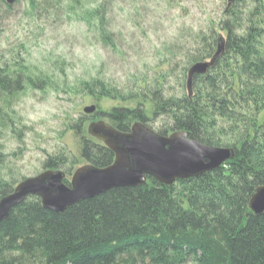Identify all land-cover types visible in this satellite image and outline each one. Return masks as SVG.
Here are the masks:
<instances>
[{
  "label": "trees",
  "instance_id": "1",
  "mask_svg": "<svg viewBox=\"0 0 264 264\" xmlns=\"http://www.w3.org/2000/svg\"><path fill=\"white\" fill-rule=\"evenodd\" d=\"M255 2L260 6L264 0ZM89 12L94 13L89 21L96 36L115 50V38L105 32V7ZM230 15L233 19L225 22L231 33L225 54H235L241 60L225 66L220 64L222 58L218 59L213 75L197 82L198 92L210 96L169 99L167 108L183 111L175 113L172 131L189 132L211 147L232 148L234 159L222 168L172 186L148 178L145 186L111 190L62 214L45 209L39 198L31 197L0 224V264H186L191 258L194 264H264V215L255 216L249 208L256 190L264 186V120L255 119L259 104H264V53L256 49L264 34L255 36L252 29L246 37L238 35L236 26L242 28L243 20ZM100 21L102 33L97 25ZM208 42L194 64L214 57L210 55L212 35ZM6 65L0 66V200L11 194L16 184L12 176L3 173L8 156L2 140L14 134L20 144H27L22 139H26L28 129H20L16 105L28 92L50 90L59 82L51 73H34L33 68L16 61ZM235 70L238 75L233 74ZM87 80L84 87L98 89V82ZM107 81L100 86L103 92L116 91ZM244 82L249 87L244 104L256 114L253 119L244 120L234 106ZM211 106L215 112L221 111L220 117H229L237 126L243 124L235 142L226 140L218 122L209 116ZM131 116V112L128 117L126 111L118 110L113 119L122 118V123ZM120 125L118 130L130 131L125 124ZM92 146L87 141L83 150L88 163L105 168L114 162V154L106 147ZM57 158L48 160L47 169L53 170L64 160Z\"/></svg>",
  "mask_w": 264,
  "mask_h": 264
},
{
  "label": "rangeland",
  "instance_id": "2",
  "mask_svg": "<svg viewBox=\"0 0 264 264\" xmlns=\"http://www.w3.org/2000/svg\"><path fill=\"white\" fill-rule=\"evenodd\" d=\"M33 1L0 2V66L16 61L33 68L34 73H51L55 76L53 80L59 82L50 90L28 92L16 105V121L20 129L23 126L28 129L26 139H22L27 144H20L14 134L2 140L8 156L3 173L16 180L14 189L24 180L52 170L47 169L48 160L58 159V156L64 160L53 170L66 173L65 183L71 187L74 173L81 167L93 165L85 158L87 153L83 155L87 141L94 145L92 147H105L89 135V124L105 121L118 129L117 122L121 123L122 118L113 119L118 110L126 111L128 117L132 113L128 121L126 117L121 123L129 129L141 123L159 134L177 133L172 131L176 124L174 115L183 111L178 107L168 109L167 100H188L201 95L197 82L199 78L212 76L214 67L194 78L192 95L188 89V74L193 62L200 58L199 51L207 47L208 36H213L210 54L213 56L218 50L219 37L225 42L231 38L225 24L233 19L230 13L236 20L240 17L243 20L242 28L236 26L238 35L246 37L252 29L255 36L264 34V2L259 6L255 0H236L231 7L228 0ZM103 6L105 32L115 38V50L111 45L106 46L102 38L101 42L89 21L90 14H94L89 11ZM97 25L102 33L104 25L101 21ZM251 43L254 44V40ZM256 47L264 53V37ZM225 53L220 64L229 66L241 60L235 54ZM233 74L239 73L235 70ZM87 79L98 82V89L90 90L99 97L91 95L84 87ZM106 81L117 90L103 92L100 86ZM245 85L244 82L240 87L241 98H236L229 87L232 98H236L234 106L244 120L256 116L244 104L249 88ZM204 94L201 96H210L207 92ZM89 106L96 107L92 115L84 113ZM258 109L255 119L263 121L264 104H259ZM215 111L211 106L207 113L218 122L225 139L235 142L239 131L244 129L243 124L239 123L238 127L229 117H220L221 111ZM147 183L148 179L142 186ZM186 264H194L193 259Z\"/></svg>",
  "mask_w": 264,
  "mask_h": 264
},
{
  "label": "water",
  "instance_id": "3",
  "mask_svg": "<svg viewBox=\"0 0 264 264\" xmlns=\"http://www.w3.org/2000/svg\"><path fill=\"white\" fill-rule=\"evenodd\" d=\"M7 1L9 4L14 2ZM235 1L228 0V7ZM225 47L224 38L219 37L214 57L191 67L188 74L190 95L194 78L214 67L224 55ZM95 112V106L84 109L87 115ZM88 133L114 154V162L105 168L93 165L79 168L72 177L71 187L66 185L67 175L63 171L47 170L24 180L11 194L0 200V224L31 196L40 198L45 209L62 214L82 201L94 199L111 190L142 186L148 178L165 186L197 178L222 168L236 156L234 149L205 145L189 132L164 136L141 123L123 132L105 121H95L89 124ZM249 208L255 216L264 215V186L256 190Z\"/></svg>",
  "mask_w": 264,
  "mask_h": 264
}]
</instances>
